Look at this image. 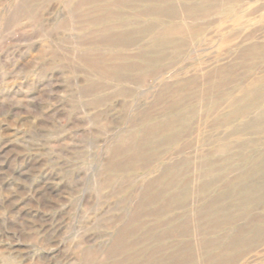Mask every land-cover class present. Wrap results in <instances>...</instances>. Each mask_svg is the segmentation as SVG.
<instances>
[{
    "label": "rangeland",
    "instance_id": "obj_1",
    "mask_svg": "<svg viewBox=\"0 0 264 264\" xmlns=\"http://www.w3.org/2000/svg\"><path fill=\"white\" fill-rule=\"evenodd\" d=\"M0 264H264V0H0Z\"/></svg>",
    "mask_w": 264,
    "mask_h": 264
}]
</instances>
